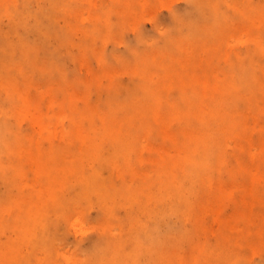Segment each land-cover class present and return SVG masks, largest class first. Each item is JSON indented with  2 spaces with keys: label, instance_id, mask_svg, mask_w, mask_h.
I'll list each match as a JSON object with an SVG mask.
<instances>
[{
  "label": "rangeland",
  "instance_id": "374dc122",
  "mask_svg": "<svg viewBox=\"0 0 264 264\" xmlns=\"http://www.w3.org/2000/svg\"><path fill=\"white\" fill-rule=\"evenodd\" d=\"M131 1L0 0V65L5 63V68L14 62L20 65L19 69L14 68L7 78H0V114L6 112L8 115L17 110L19 104L6 98L7 87L22 82L24 80L22 77H28L32 82L39 84L41 89H50L54 103L59 104L64 95L72 94L75 95L73 104L77 109L83 111L90 108L104 118L122 119L124 114L120 112V108L136 107L137 104H141L143 85L146 81L156 76L159 79L160 75L164 74V70L160 74L159 64L167 65L177 57L185 59L186 54L195 47L209 46L210 50L216 48L219 37L225 30L231 32L226 37L230 51L229 62L237 64L238 67L231 70L228 64L218 62L213 65L211 73L221 77L228 74L236 78L252 73L255 85L258 88L263 87L264 0ZM102 20L105 24H101ZM14 47H17L16 58L12 61L6 55V51H12ZM168 52L169 56L166 58ZM23 54L36 58L39 72H44L43 77H40L38 72H29L27 65L21 64ZM207 54L203 52L204 57ZM145 60L153 64L147 70L143 67ZM88 77H94L96 83L91 84L87 80ZM194 93L191 87L187 88L186 96L190 97L188 101L191 102L190 105L211 106L220 101L219 95L216 97L209 95L211 97L207 96L205 101L198 102L194 98ZM250 96L251 93L248 97ZM257 101L263 103L261 97H258ZM162 102L178 103L180 93L173 90V93L163 98ZM47 106H43V111L47 112L50 119L58 125L53 128L60 131V136L53 138L52 143L60 144L61 148H66L71 153H78L79 147L85 142H79L69 136L64 137V134L73 128L70 124L72 117L58 105ZM239 108L244 114L251 113L249 104H242ZM85 114L92 115V112L85 111ZM252 121L264 124V116L259 114ZM93 127L96 130L102 129V125H85L82 130L100 142L101 152L108 154L112 149V141H108L101 132L96 135L92 132ZM38 128L30 123L28 117L16 119L13 116L2 124L0 146L2 225L11 223L15 217L18 223L22 222V211L12 210L10 204L14 197L19 199L18 190L23 184L37 188L44 184L41 177H35L30 172L19 175L18 182L16 181L19 171L17 153L23 147L30 146L32 140L28 137ZM115 130L116 134L125 132L122 127H116ZM151 139L157 141L154 143L161 150L169 146L167 141H160L154 134ZM35 143H39L41 147L49 146L47 141ZM152 157L154 160L155 155L149 153L142 162L138 156L126 161L113 160L114 165L109 164L107 159L106 161L96 156L89 160H84L85 158L80 160L82 165L84 163L83 172L99 169L101 186L107 191L113 190L112 198L115 205L111 213L103 211L104 200L97 196H91L87 202L79 204L78 185H72L68 187L69 190L60 192V199L62 198L63 204L74 205L72 215L78 214L84 226L81 228V225H75L69 220L68 223L65 220L67 218L61 217L57 219L59 226L55 233L53 231L47 233L50 239L60 238L58 245L56 243L54 246L35 248L31 242L25 244L20 253L25 257L29 256V260L34 258L30 264H38L35 259L44 256H51L50 260H44L40 264H107L113 255L106 249L107 239L111 238L116 243L125 241L126 249L130 248L135 240L144 244L142 251L130 264H158L155 245L147 239L155 234L150 228L156 220L152 213L157 206L156 204L145 208L139 206L146 201L145 194L143 195L145 187L142 175L157 169L155 165L150 164L153 161ZM247 160L255 162L248 158ZM128 170L131 174H126ZM81 175L74 177V184L81 179ZM124 183L131 187V193L137 199L136 204H124L128 196L123 190ZM230 183L234 184L233 186L245 185L246 181ZM260 184L261 192H264V178H261ZM208 193L197 189L188 195L190 204L187 207L189 206L190 210L184 209L187 217L184 220L180 218L178 223H174L172 230H169L166 221L161 223V231L164 234L170 232L168 236H172L164 250L170 246H179L177 261L168 264H186V258L201 248H205L208 253L192 264H264V236L259 240V246L255 245L258 242L255 236L247 238L235 236L238 233L249 234L253 229L256 232L260 228L247 220H235L238 215L235 204H229L222 210H214L222 220L208 219L210 229L195 227V220L202 214L197 208V201ZM109 200L111 198L108 197L106 201ZM258 212L262 215V209ZM55 213L56 211H51L50 217ZM136 222H139L141 227L135 230ZM107 225L119 233L116 236L105 233L102 228ZM16 235L13 227L6 226L0 233V243L7 242L9 237L13 238ZM229 240L234 243L228 246L227 250L219 247L220 243ZM64 252L63 255L69 256V259L62 258ZM228 253L232 254L231 258ZM22 255H19V259Z\"/></svg>",
  "mask_w": 264,
  "mask_h": 264
},
{
  "label": "bare ground",
  "instance_id": "6f19581e",
  "mask_svg": "<svg viewBox=\"0 0 264 264\" xmlns=\"http://www.w3.org/2000/svg\"><path fill=\"white\" fill-rule=\"evenodd\" d=\"M251 18L249 17V20ZM100 22L105 24L103 20ZM230 34L228 30L222 31L216 48L210 50L209 46L195 47L186 54L185 59L177 57L167 65L159 64V72L161 74L164 70V74H161L159 79L156 76L146 81L143 85L141 104L120 108V112L124 114L122 119L104 118L90 108L81 111L74 106L75 95L72 94L64 95L59 104L54 103L50 96L51 90L41 89L39 84L32 82L28 77H22V82L7 87L6 98L15 101L19 107L12 114H0V146L2 124L13 116L16 119L28 117L30 123L39 128L28 137L32 140L30 146L23 147L17 153L19 171L16 181L18 182L19 175L30 172L35 177H41L44 184L39 188L23 184L18 190L19 199L13 198L11 209L22 211V222L18 223L15 217L11 223L2 225L0 220V233L6 226H11L17 234L16 237H9L7 242L0 243V264H30L34 258L29 260V256L22 255L20 249L31 242L35 248L54 246L56 243L58 245L60 238L50 239L47 233H55L59 226L57 219L61 217L67 218L65 220L68 223L72 221L75 225H81V228L84 226L78 214L72 215L74 205L63 204L62 198L60 199V192L69 190L68 187L72 185H78L79 204H84L91 196H97L104 200L103 211L111 213L115 205L113 190L107 191L101 186L99 169L83 172L84 163L82 165L80 162L83 158L89 160L95 156L107 159L109 164L114 165L113 160L126 161L138 156L142 162L149 153L155 155L150 164L155 165L157 169L142 175L146 201L139 206H157L152 213L156 220L150 228L155 234L147 239L155 245L158 264L176 262L179 248L176 245L164 250L172 236H168L170 232L164 234L161 231V223L166 221L169 230H172L174 223H178L180 218L184 220L187 217L184 209L189 208L187 205L190 204L188 195L197 189L209 192L197 201V208L202 212L195 220L197 229H210L208 219L222 220L214 210H222L233 203L238 210L235 220H247L255 223V227H260L256 232L253 229L249 234L238 233L235 236H255L258 241L255 245L259 246V240L264 236V192H261L260 184L261 178H264V124L252 119L259 114L264 116V82L263 87L258 88L252 73L237 78L228 74L221 77L211 73L213 65L218 62L228 64L231 70L238 67L237 64L229 62L230 51L226 37ZM16 48L6 51L12 61L16 58ZM19 49L21 50L20 46ZM204 51L208 53L205 57ZM168 56L169 52L165 57ZM21 57V64H26L29 72H38L39 76L43 77L44 72H39L36 58L26 57L25 54ZM145 61L143 67L147 70L153 64ZM4 65L5 63L0 65V78H7L14 68L18 70L20 67L15 62L6 68ZM87 80L91 84L96 83L94 77H88ZM188 87L193 89L194 98L198 102L205 101L209 95H219L220 101L211 106L190 105V97L186 96ZM173 90L180 93V102L163 103L162 99L173 93ZM250 93L251 96L248 97ZM258 97H261L262 104L257 101ZM242 104L251 105L250 114H244L240 110L239 106ZM53 105L62 107L72 117L70 124L73 128L65 133L64 137L69 136L79 142H85L79 147L78 153H71L66 148H61L60 144L52 143L53 138L60 136V131L53 128L58 125L43 111V106ZM89 110L92 115L85 114V111ZM85 125H102L100 131L93 127L92 132L96 135L101 132L108 141H112L111 152H101L102 144L82 130ZM116 127H122L125 132H122V135L116 134ZM152 133L160 141H167L169 146L163 150L157 147L155 140L151 139ZM39 141H47L49 146L34 144ZM247 158L255 162H250ZM254 165L256 166L252 167ZM79 174H82V177L74 184L73 179ZM126 174H131V171H126ZM243 180L246 181L245 185L233 186L234 184L230 183ZM123 190L128 194L127 204H124H136L137 199L131 193V187L124 183ZM108 197L111 198L109 202L106 201ZM259 209H262V215L259 214ZM51 211L56 213L50 217ZM256 218H259L258 221H255ZM138 227L141 225L136 222L135 230ZM102 229L111 236L119 233L108 225ZM110 239H107L106 249L113 255L107 264H130L144 246L142 242L135 240V243L126 249L125 241L116 243ZM136 239L138 240V237ZM233 243L234 241L229 240L220 243L219 247L227 250ZM207 253L205 248L195 250L186 258V264L194 263ZM63 254L65 252L62 253V258L69 259V256ZM228 256L231 258L232 254L228 253ZM50 257H38L35 260L40 264L44 260H50Z\"/></svg>",
  "mask_w": 264,
  "mask_h": 264
}]
</instances>
